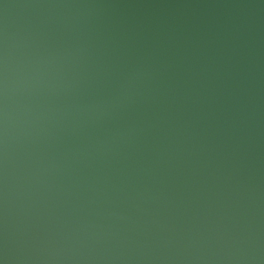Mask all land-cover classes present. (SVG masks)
I'll return each instance as SVG.
<instances>
[{
  "label": "water",
  "instance_id": "95a60500",
  "mask_svg": "<svg viewBox=\"0 0 264 264\" xmlns=\"http://www.w3.org/2000/svg\"><path fill=\"white\" fill-rule=\"evenodd\" d=\"M0 264H264V0H0Z\"/></svg>",
  "mask_w": 264,
  "mask_h": 264
}]
</instances>
